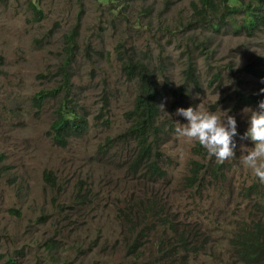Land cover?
<instances>
[{
    "label": "rangeland",
    "instance_id": "1",
    "mask_svg": "<svg viewBox=\"0 0 264 264\" xmlns=\"http://www.w3.org/2000/svg\"><path fill=\"white\" fill-rule=\"evenodd\" d=\"M31 1L0 0V153L7 155L0 178V264L9 259L20 264H162L159 245L174 244L173 228L186 232L191 264H241L233 239L243 223L252 221L264 183L242 163L254 144L241 137L251 110L258 107H243L238 99L264 100V79L245 71L262 58L264 72V32L250 38L189 27L197 0H42V21ZM80 15L72 83L89 115V131L64 149L50 136L60 97L49 98L41 108L35 97L61 83L56 72L64 34ZM201 41L204 45L197 48ZM120 44L156 67L164 59L161 81L167 79L173 88L183 84L189 54L197 66L199 90L190 87L183 97L164 91L163 179L132 174L127 147L100 151L107 137L129 127L125 113L137 94L136 83L121 70ZM217 73L221 81H213ZM197 105L222 119L227 111L237 120L236 155L222 163L218 178L211 169L221 163L214 156H196L198 142L175 132L178 122L187 123L176 109ZM194 161L209 171L189 189ZM47 173L54 174V185ZM254 184L258 187L249 191ZM136 238L144 246L129 253Z\"/></svg>",
    "mask_w": 264,
    "mask_h": 264
},
{
    "label": "trees",
    "instance_id": "2",
    "mask_svg": "<svg viewBox=\"0 0 264 264\" xmlns=\"http://www.w3.org/2000/svg\"><path fill=\"white\" fill-rule=\"evenodd\" d=\"M42 0H33L30 6L37 16V21H42L45 11L40 6ZM103 2H113L115 0H102ZM193 21L188 26L195 29L206 27L216 32L222 30L233 31L237 35H245L255 38L264 32V0H197L192 3ZM82 24L81 15L70 30L64 34V52L57 75L61 77V83L52 89L40 91L35 99L38 107H42L49 98L60 97L59 107L56 117L50 129V136L55 144L61 148H67L74 138H82L89 131V115L78 103L73 94V67L77 59L79 50V30ZM204 45L201 41L198 45ZM89 49V47H88ZM89 56H91V52ZM122 49L120 57L121 70L127 80L135 82L137 94L133 101L132 108L125 113V119L129 127L115 137H107L100 151L104 154L118 147H127L131 150L130 171L139 178L156 181L163 179V152L162 145L165 131L161 125L163 117L162 108L165 100V92L168 91L174 96L183 97L189 92L190 87L200 88V77L196 63L191 54L188 55L186 66L183 70V84L178 88H173L172 83L161 78L165 77L167 63L160 61V66L152 65L149 60L145 61L138 56L127 52L120 44L117 51ZM93 53H96L92 51ZM149 61V62H148ZM262 58H259L245 67L246 73L255 76L257 79H264V72L260 70ZM213 81H221V74L217 73ZM262 101L258 96H240L238 102L243 107H258ZM104 116V114H100ZM108 124V120H105ZM193 153L206 160L207 150L199 143L194 147ZM7 155L0 153V178L4 176L7 169ZM211 164V163H210ZM224 164H218L215 169V177L218 178L224 170ZM209 168L205 164L194 161L191 164L190 176L187 178L188 188L195 189L199 183L200 175H207ZM211 173V172H210ZM46 179L55 184L54 174L47 173ZM214 182V180H212ZM258 186L254 184L249 191H253ZM252 221L243 223L237 235L233 239V249L236 252L241 264H264V197L254 205ZM13 212H17L14 210ZM19 215L20 213L17 212ZM160 216V215H159ZM161 217V216H160ZM174 244L165 243L159 245L162 257V264H191L189 255L192 253L191 243L186 232L173 228ZM161 237L160 241H163ZM136 238L128 245L129 253L141 251L143 244ZM3 255H1L2 257ZM4 264H20L18 261L9 259Z\"/></svg>",
    "mask_w": 264,
    "mask_h": 264
},
{
    "label": "clouds",
    "instance_id": "3",
    "mask_svg": "<svg viewBox=\"0 0 264 264\" xmlns=\"http://www.w3.org/2000/svg\"><path fill=\"white\" fill-rule=\"evenodd\" d=\"M264 92V89L260 90ZM222 119L216 113L203 110L197 105L177 108L176 115L183 116L187 123L178 122L175 132L178 137L187 141L198 142L207 150L209 157H215L218 163L236 155L237 120L235 116L224 111ZM249 127L241 139H249L254 147L250 148L242 163L250 169L261 183H264V100L260 101L257 110H251L248 117Z\"/></svg>",
    "mask_w": 264,
    "mask_h": 264
}]
</instances>
